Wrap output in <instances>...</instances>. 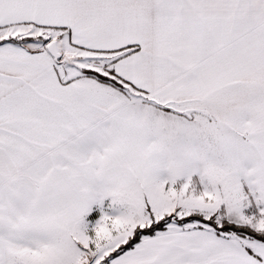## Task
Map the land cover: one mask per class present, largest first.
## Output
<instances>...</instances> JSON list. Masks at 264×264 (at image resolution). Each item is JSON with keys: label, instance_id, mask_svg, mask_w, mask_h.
I'll return each instance as SVG.
<instances>
[{"label": "snow or ice", "instance_id": "6c2138e0", "mask_svg": "<svg viewBox=\"0 0 264 264\" xmlns=\"http://www.w3.org/2000/svg\"><path fill=\"white\" fill-rule=\"evenodd\" d=\"M0 264H264V0H0Z\"/></svg>", "mask_w": 264, "mask_h": 264}]
</instances>
